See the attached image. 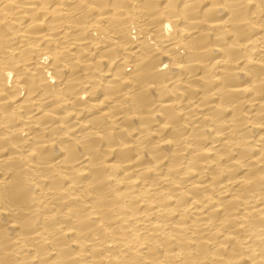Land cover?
Returning a JSON list of instances; mask_svg holds the SVG:
<instances>
[{
    "label": "bare ground",
    "instance_id": "1",
    "mask_svg": "<svg viewBox=\"0 0 264 264\" xmlns=\"http://www.w3.org/2000/svg\"><path fill=\"white\" fill-rule=\"evenodd\" d=\"M0 264H264V0H0Z\"/></svg>",
    "mask_w": 264,
    "mask_h": 264
}]
</instances>
